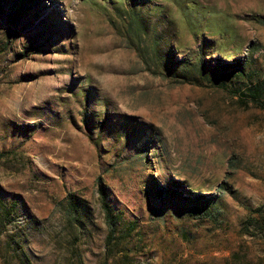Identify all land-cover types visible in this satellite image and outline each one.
<instances>
[{"label": "rangeland", "instance_id": "rangeland-1", "mask_svg": "<svg viewBox=\"0 0 264 264\" xmlns=\"http://www.w3.org/2000/svg\"><path fill=\"white\" fill-rule=\"evenodd\" d=\"M132 1L0 0V201L16 205L1 239H22L30 264H104L103 183L140 224L134 264H264V109L145 71L116 29ZM137 1L178 59L201 46L213 65L253 53L264 79V0ZM135 124L151 164L138 135L118 137ZM154 180L217 195L215 215L163 203ZM70 193L88 214L81 238L60 205ZM0 264L19 263L0 249Z\"/></svg>", "mask_w": 264, "mask_h": 264}, {"label": "trees", "instance_id": "trees-1", "mask_svg": "<svg viewBox=\"0 0 264 264\" xmlns=\"http://www.w3.org/2000/svg\"><path fill=\"white\" fill-rule=\"evenodd\" d=\"M144 5L133 0L123 13H120V26L116 24V29L122 36L124 45L134 50L145 71L154 75L162 76L176 83H191L195 85L219 87L229 91L242 106H254L264 109V79L260 71L250 66L253 60V53L246 58H236L233 61H224L219 59L213 65L206 59V51L203 46L198 50L196 60L178 59L176 52L170 44L169 36L161 31L158 25L153 26L148 23ZM118 10V9H117ZM11 23H16L11 15ZM17 24V23H16ZM115 25V23H114ZM256 46L252 45V49ZM88 124V119L85 118ZM103 123H99L101 126ZM89 125V124H88ZM132 128V129H131ZM145 131L136 124L124 133H119V138L127 144H131L134 135L139 136V141L135 144V153L137 159L145 164H151L149 157L148 139L144 137ZM152 147V146H151ZM4 152H0V159ZM155 191V197L165 198L163 203H189L199 214H205L212 217L215 214L214 204L218 202L217 195H184L181 189L180 181L172 180L168 185H161L155 180L151 182ZM101 207L104 212L105 222L107 224V234L105 236V256L104 264H134L132 256L129 253L132 248L128 247L133 240L138 242L142 239V230L140 224L135 219H128L122 211H117L108 200L103 183H100ZM172 204V205H173ZM62 210L69 219L74 228L76 237H83V225H85V212L83 200L76 194L70 193L67 199L60 202ZM16 205L14 203L6 204L0 201V235L7 230L15 213ZM0 249H3L8 256L19 264H30V258L25 250L22 239L16 235L8 234L4 240L0 237ZM129 244V245H130ZM137 244V243H136ZM6 245V246H5ZM122 246V256H116V249ZM135 248V247H133ZM117 252V253H120Z\"/></svg>", "mask_w": 264, "mask_h": 264}]
</instances>
